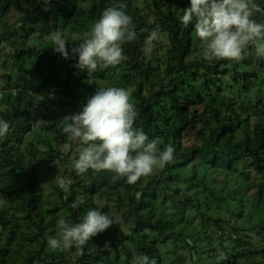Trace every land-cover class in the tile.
<instances>
[{"label": "trees", "instance_id": "obj_1", "mask_svg": "<svg viewBox=\"0 0 264 264\" xmlns=\"http://www.w3.org/2000/svg\"><path fill=\"white\" fill-rule=\"evenodd\" d=\"M50 2L0 0V56L6 48L3 66L10 72L0 75L1 83L6 84L0 88L4 93L0 96V119L11 125L8 135L0 138V190L5 189V204L0 209V264H133L134 257L140 255L147 256L150 264H182L187 259L181 252L188 249L182 244L197 240L210 227L220 231L219 248L228 255L223 261L217 259L219 264H242L245 258L249 259L245 264H264V242L255 244L256 238L264 241L263 228L233 227L221 213H209L215 210L213 205L222 209L230 201L213 187L216 182L211 177L219 170L228 176L237 173L233 182L241 178L242 183H248L258 177L251 206L264 212V100L259 91L254 92L253 101L249 96L250 90L264 81V58L257 57L250 45L238 62L189 61L197 37L194 24L184 26L177 15L182 0H168L165 8L154 3V8L150 6L154 20L135 0H55L61 5L56 10ZM120 3L127 4L136 39L123 45L127 59L118 66L88 74L75 66L78 57H71L78 41H69V59L54 51L52 41H46L57 29L86 32L106 8ZM256 3L264 9V0ZM13 7L19 12L15 26L6 21ZM255 18L264 23V11ZM157 26L170 41L162 63L144 52L145 39ZM60 62L67 66L65 76ZM23 71L34 78L38 93L48 97L51 91L54 100L59 98L64 106L59 117L53 112L43 116L48 125L42 132L50 133L52 142L46 137L42 140L41 129L38 135L33 127V95L30 88L17 82ZM89 81L133 88L132 99L139 111L134 126L142 128L150 139L159 138L161 149L172 145L173 161L134 185L124 178L114 182L113 173L90 170L77 174L69 169L77 146L63 132L60 121L80 113L77 104L85 105L95 93L98 86L89 85ZM34 134L40 137L42 147L30 143L31 150L26 152L24 144ZM66 144L71 146L67 155L60 148ZM57 160L65 162V176L71 184L65 193L58 187L59 201L50 203L45 200L40 171L43 164ZM200 165L209 167L203 180L198 179ZM78 196L85 198L86 205L100 198L103 211L115 224L89 241L82 255H77L75 248L49 254L47 238L54 235L60 216L72 223L81 221L85 204L71 207ZM203 207L206 210L202 211ZM195 219L200 229L190 233L187 227ZM227 242L229 246H225ZM232 247L243 251L230 254Z\"/></svg>", "mask_w": 264, "mask_h": 264}, {"label": "clouds", "instance_id": "obj_2", "mask_svg": "<svg viewBox=\"0 0 264 264\" xmlns=\"http://www.w3.org/2000/svg\"><path fill=\"white\" fill-rule=\"evenodd\" d=\"M127 4L120 3L106 8L100 18L83 33L59 29L48 34L54 51L64 59L70 58L67 45L76 43L71 57H78L75 65L79 70L94 73L98 68L115 67L127 59L123 45L136 39L133 18L126 11ZM256 0H190V6L182 9L180 22L194 24L196 37L203 45L206 61H241L245 51L253 46L255 55L264 58V23L255 17L261 13ZM159 26L145 39L146 53H150L156 42L162 39ZM4 93L0 92V96ZM139 111L133 102L131 89L98 86L87 99L80 113L64 117L60 122L63 132L70 141L78 143L68 167L77 174L90 170L95 173H113V181L124 178L129 185L136 184L142 177L162 170L174 159L175 149L167 145L159 147V138H149L142 128H136ZM47 121L40 119L33 123L39 127ZM9 121L0 119V138L8 135ZM69 148L70 145H65ZM59 175L53 180L67 192L71 180L62 176L63 165L54 161ZM85 204V198L78 196L71 207ZM115 224L112 216L103 211V206L89 207L80 222L72 223L61 215L56 221L54 235L47 238L52 250L76 249L82 255L85 246L94 237L106 232ZM133 264H150L144 255L134 257Z\"/></svg>", "mask_w": 264, "mask_h": 264}, {"label": "rangeland", "instance_id": "obj_3", "mask_svg": "<svg viewBox=\"0 0 264 264\" xmlns=\"http://www.w3.org/2000/svg\"><path fill=\"white\" fill-rule=\"evenodd\" d=\"M54 1L55 0H51L50 6L54 8L55 10L59 9L61 5L57 4ZM167 1L168 0H135L136 4H138V6L140 7V9H142L144 14H147L151 20H154V16L151 14V9L154 8V3L160 4L161 6H163V8H165L167 6ZM189 6H190V0H182L181 6H179V9L177 10V15L179 17L182 16L183 15L182 9L188 8ZM18 20H19L18 9L13 7V11L8 16L6 21H8L9 25L15 26ZM46 41H51V40L46 38ZM195 42H196V51L193 53L189 61H193L194 59L201 60L203 58L202 42L198 38L196 39ZM169 44H170V41L168 37L165 34H163L162 39L159 42H156L154 44V47L150 53H146L145 51L144 52L147 56L153 57L156 60V63H162L164 55L169 47ZM6 52H7V49L6 48L3 49L2 54H1L2 56H0L1 58L0 59V75L5 74V73L7 74L10 73L9 70L7 69L8 71H6L3 66L6 60L4 53ZM9 66H10V63H9ZM59 67L61 69L62 75L65 76L67 66H65L62 62H60ZM15 76L17 77L16 73H15ZM18 77L19 79H17V82L19 86L30 88L31 90L30 93L31 95H33L34 106L32 109L33 111L32 114H33V117L35 118V121L43 119V116L46 114L48 115L50 112H53L56 115V117H59V113L64 111V106H62L61 101L58 100L59 98H56V100H54L55 96L53 95L51 91H48L49 92L48 97H45L43 93H38L36 91V88L38 87L36 81H33L34 78L30 77L27 73H25V71H23L22 74H20ZM263 79H264V76H263ZM227 81L230 82V79L229 77L226 76V82ZM88 84L93 85V86L97 85L101 87L107 86V84L105 83L95 84L93 81H89ZM4 85L6 84H2L0 80V88H2V86ZM128 89H131V91L133 92V88H128ZM255 91H259L260 98L264 100V81H262L261 83H259L258 85H256L250 90L249 96L251 98L250 99L251 101L255 99V96H254ZM54 101L57 102V104H54L53 103ZM77 105H78L79 111H82L84 104L78 103ZM43 120L47 121V119H43ZM45 125H48V121L45 124L39 127H36V131L39 135V132L41 129V139L43 140V138L46 137V139L48 138L47 140H50L52 142L53 139H51L50 137L51 134L50 133L45 134L44 132H42V129H43L42 127H45ZM38 135L37 134H34L33 136L31 135L28 141L26 142V144H24L23 150H26V152L31 150L30 143H34V146H37L38 148L41 149L42 145L41 146L39 145L40 137ZM190 139H191L190 140L191 144L194 143L193 141L194 137L191 136ZM73 143L77 147L79 146L77 142L73 141ZM52 145L55 146V143L53 142ZM64 146L65 145H61L60 148L64 152V154L67 155L69 151L71 150V146L69 148H65ZM57 161H59L60 165L64 166L62 176H65V170H66V166L64 164L65 162L62 160H57ZM208 169H209L208 166H203V165L198 166V173H199L198 179L203 180L206 173L208 172ZM215 174H216L215 176H212V177L210 176L212 178L211 180H215L216 182V184H214L213 186L214 189L216 190L218 194H221L222 196H228L230 201H228V205L226 207L225 206L222 207V209L221 208L217 209L213 205L212 207L215 210H212L209 213L214 216L218 213H221L223 217L226 216L225 217L226 221L229 222V224L233 227H237V228L255 227L257 229H261V228L264 229V212L262 213L256 212L251 206V203H254L253 201H254L255 192H256L255 185L259 182L258 177L253 178L248 183H245V182L242 183L241 178H239V182H233L234 177L235 179L237 178V173H234L235 175L232 174L228 176L226 171L219 170ZM57 175H59V171L53 162L43 164L41 171H40V179L44 187L45 200L49 201L50 203H55L59 201L58 198H59L60 193L57 190L58 184L55 181H53ZM226 181H228V183ZM211 183H213V181ZM226 187L228 191L225 190ZM222 189L225 190V192L222 193L221 191ZM4 196H5V189H1L0 190V209L5 204ZM97 205H100V198L98 197L94 198L90 203H87V205L85 204L83 211H86L87 208L89 207H96ZM169 208H170V204L168 205V209ZM204 210L206 209L203 207L202 211ZM167 212L170 217L171 216L170 212L168 210ZM189 227H190V230H189L190 233L191 232L195 233L197 230L200 229L199 223L197 221L193 222L192 224H189L187 228ZM127 230L128 229L126 228V229H122L121 231L125 232ZM55 231H56V227H55ZM0 233H1V229H0ZM207 236H211L210 238L211 240H207ZM217 237H220V231L215 230L214 228L210 227L209 229L201 232V236H199L197 240L195 238L194 240L189 239L188 240L189 243L187 244L183 243L182 246L188 245L187 247L188 249H186L184 253L181 252L184 255V257L186 256V259H187L182 264H219L217 260L219 258H220L219 261H223L228 255L221 252V248H219V241L217 240L218 239ZM212 240H214V243L213 245L210 246ZM263 242H264L263 239L256 238L255 244L256 245L263 244ZM229 244L230 243L227 242L225 246H229ZM48 250H50V248H48ZM240 251H243V250L239 248L238 251H235L233 247L232 249L228 250L230 254L231 253L239 254ZM56 252H60V250L51 249L50 251H48L49 254L56 253ZM245 260H249V259L245 258L244 260L241 261V263L245 264ZM252 264H254V262H252Z\"/></svg>", "mask_w": 264, "mask_h": 264}]
</instances>
